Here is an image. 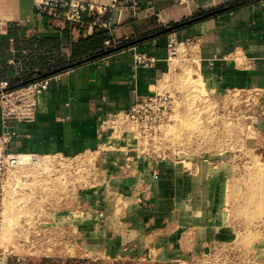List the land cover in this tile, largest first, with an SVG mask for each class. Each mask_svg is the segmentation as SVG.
I'll return each instance as SVG.
<instances>
[{
    "label": "rangeland",
    "instance_id": "1",
    "mask_svg": "<svg viewBox=\"0 0 264 264\" xmlns=\"http://www.w3.org/2000/svg\"><path fill=\"white\" fill-rule=\"evenodd\" d=\"M182 47L160 81L159 92L178 97L171 121L143 137L121 113L96 150L12 170L0 195V264H264L263 132L254 122L264 101L204 80ZM157 160L174 165L175 180L179 168L199 179L201 220L179 218L176 199L155 206ZM219 178L227 185L216 191ZM155 213L162 228L150 224Z\"/></svg>",
    "mask_w": 264,
    "mask_h": 264
},
{
    "label": "crops",
    "instance_id": "2",
    "mask_svg": "<svg viewBox=\"0 0 264 264\" xmlns=\"http://www.w3.org/2000/svg\"><path fill=\"white\" fill-rule=\"evenodd\" d=\"M88 1L97 9L91 16L82 12L80 30L51 20L34 0H0V81L23 84L53 76L48 90L38 95L35 120L10 121L16 132L8 144L11 151L51 157L99 148L111 136L113 117L159 91L160 81L171 72V39L187 52L186 45L190 48V63L201 78L222 88L253 91L264 101V0H135L137 6L124 0ZM95 26L110 30L112 45H104L102 56L70 67L81 61L68 63L73 40ZM39 39H51L55 46L43 50ZM52 50L56 60L67 63L63 69L52 61L48 71L38 61ZM138 53L155 55L157 62L150 68L138 65ZM254 122L264 133V112ZM170 170L174 165L160 160L151 169L155 206L176 199L179 218L201 220L199 179L186 178L179 168L175 180ZM223 180L216 181V191L227 185ZM149 220L158 229L165 218L155 213ZM118 246L121 250L123 245Z\"/></svg>",
    "mask_w": 264,
    "mask_h": 264
},
{
    "label": "built area",
    "instance_id": "3",
    "mask_svg": "<svg viewBox=\"0 0 264 264\" xmlns=\"http://www.w3.org/2000/svg\"><path fill=\"white\" fill-rule=\"evenodd\" d=\"M118 1L113 0L114 3ZM124 1L134 2V6H137L135 0ZM94 4L88 0H34L35 8L51 20L81 26L85 24L82 19V12L87 11L91 16L90 14L97 9ZM101 6V8L106 7V5ZM104 45L111 46V40H106ZM176 48L177 45L171 39L168 44L170 59L176 55ZM134 60L138 65L150 68L157 62V57L138 53L134 56ZM52 79L53 76L42 77L18 86H13L8 80L0 81V124L2 128L0 134V195H3L4 187L6 188L10 169L17 164V152L8 148L12 136L16 135L15 130L10 126V121H34L38 95L48 90ZM177 105L178 97L157 91L153 95L138 98L122 114L125 120L136 123L143 129V137H148L159 126L171 121ZM119 115L115 116L114 120H118ZM259 150L264 155V133Z\"/></svg>",
    "mask_w": 264,
    "mask_h": 264
},
{
    "label": "trees",
    "instance_id": "4",
    "mask_svg": "<svg viewBox=\"0 0 264 264\" xmlns=\"http://www.w3.org/2000/svg\"><path fill=\"white\" fill-rule=\"evenodd\" d=\"M78 28L82 30L79 25ZM108 39H111V34L110 30L106 27L103 26H95L93 27L92 31L87 33L85 36H81L80 38H77L73 40L72 45H71V55H70V62L72 61H78L82 59H86L89 57L93 56H102L105 53V46L104 42ZM29 44L33 41L30 39ZM39 47L41 49L45 50L46 48H53L55 45L51 41V39H39L38 41ZM48 53V52H47ZM38 61L41 63L43 67H45L48 71L51 70V62L55 61L57 64L56 67L59 69H63L67 63L61 62L60 57L56 60L55 56H53V50L52 52H49L47 57L40 56ZM32 76H27V79H31ZM13 86H18V85H24L25 83L18 84V82H11Z\"/></svg>",
    "mask_w": 264,
    "mask_h": 264
},
{
    "label": "bare ground",
    "instance_id": "5",
    "mask_svg": "<svg viewBox=\"0 0 264 264\" xmlns=\"http://www.w3.org/2000/svg\"><path fill=\"white\" fill-rule=\"evenodd\" d=\"M172 69L174 70V68H172ZM162 85L165 86V83H163ZM163 87H161V88H163ZM16 157H17V164L15 165L14 168L10 169L8 179L12 177V172H13L12 170L18 169V168L22 167L23 165L37 164V161L40 159L41 156L38 154H33V153H21V152H19V153H17ZM8 179H7V183H6V189H7Z\"/></svg>",
    "mask_w": 264,
    "mask_h": 264
},
{
    "label": "water",
    "instance_id": "6",
    "mask_svg": "<svg viewBox=\"0 0 264 264\" xmlns=\"http://www.w3.org/2000/svg\"><path fill=\"white\" fill-rule=\"evenodd\" d=\"M118 16H119V10H117V12H116V20L118 19ZM134 43H136V42H134ZM133 43V44H134ZM132 45V44H131ZM96 58H98V56H93V57H89V58H87V59H84V60H81V61H79V62H76V63H74V64H72L70 67H73V66H76V65H80V64H82V63H85V62H88V61H91V60H94V59H96ZM47 76H49L48 74L47 75H45V76H43V77H47ZM42 78V77H41ZM38 79V78H37ZM33 81V80H32ZM32 81H29V82H32ZM29 82H26L25 84H27V83H29Z\"/></svg>",
    "mask_w": 264,
    "mask_h": 264
}]
</instances>
